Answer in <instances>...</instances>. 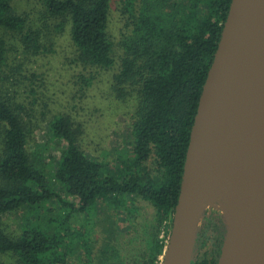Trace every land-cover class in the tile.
Listing matches in <instances>:
<instances>
[{"label": "trees", "instance_id": "trees-1", "mask_svg": "<svg viewBox=\"0 0 264 264\" xmlns=\"http://www.w3.org/2000/svg\"><path fill=\"white\" fill-rule=\"evenodd\" d=\"M231 1L142 0L136 7L135 0H121L126 31L117 45L123 57L115 78L135 94L130 151L111 172L107 163L85 154L72 120L55 116L49 132L64 146L58 149L53 175L61 192H54L28 152L29 109L16 90L10 91L3 70L16 57L9 51L22 47L2 35H24L21 42L28 52L22 53L29 55L30 32L25 34V21L9 0H0V216L42 209L50 202L64 213L54 219V232L34 224L12 234L0 228V257L13 254L21 264H69L71 256L79 264H161L199 98ZM44 3L51 18L67 21L84 64L105 70L116 64L108 33L111 0ZM99 203L124 216L100 227ZM78 215L85 216L86 227L74 235L78 240L72 246L69 227ZM225 234V222L212 212L197 230L192 264H217Z\"/></svg>", "mask_w": 264, "mask_h": 264}, {"label": "water", "instance_id": "water-1", "mask_svg": "<svg viewBox=\"0 0 264 264\" xmlns=\"http://www.w3.org/2000/svg\"><path fill=\"white\" fill-rule=\"evenodd\" d=\"M207 200L226 224L217 264H264V0L231 1L161 264H192Z\"/></svg>", "mask_w": 264, "mask_h": 264}, {"label": "rangeland", "instance_id": "rangeland-1", "mask_svg": "<svg viewBox=\"0 0 264 264\" xmlns=\"http://www.w3.org/2000/svg\"><path fill=\"white\" fill-rule=\"evenodd\" d=\"M9 2L13 12L24 19L25 34L30 32L31 43L29 55H24L28 52L21 42L24 35H2L10 45L22 47L19 52L9 51L11 57L14 54L16 57L10 59L3 70L6 72L5 77L9 79L10 91L16 90V96L20 94L29 109L27 117L33 123V128H29L31 135L28 152L35 160V165L46 173L50 189L61 192L53 175L55 157L64 144L52 138L49 122L55 116L63 115L72 120L77 132L80 131L79 144L85 154L104 161L109 165V170L114 172L120 158L130 151L132 111L136 106L135 94L115 78L123 57V52L117 45L122 40V31H126L127 14L122 12L121 0H111L110 3L108 33L114 45L116 64L109 70L90 67L82 62L80 53L70 40L67 21L63 18H51L46 12L44 0ZM135 2L136 7H139L142 0ZM35 46L39 47L38 52H35ZM18 99L20 100L19 97ZM202 211L199 225L212 212L215 217H223L218 203L209 200L203 203ZM96 213L99 226L103 225L104 228L124 216L122 211L107 209L103 203L98 204ZM62 215L64 213L60 211L59 205L50 202L42 209H23L0 216V228L12 234L18 233L26 224H34L54 232V219H60ZM84 218L85 216L78 215L71 221L69 228L73 232L72 246L78 240L74 235L86 227ZM168 238L169 235L166 244ZM73 251L75 254V248ZM81 253L78 252L77 257ZM71 257L69 264H79L74 256ZM160 259L162 261V257ZM0 263L21 264L13 254L2 255Z\"/></svg>", "mask_w": 264, "mask_h": 264}]
</instances>
